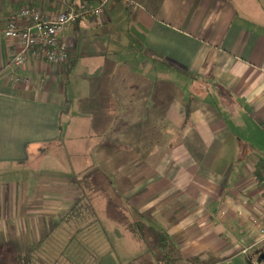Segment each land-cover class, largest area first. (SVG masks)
<instances>
[{"label":"crops","instance_id":"crops-1","mask_svg":"<svg viewBox=\"0 0 264 264\" xmlns=\"http://www.w3.org/2000/svg\"><path fill=\"white\" fill-rule=\"evenodd\" d=\"M54 5L0 0V264L26 249L30 263L73 231L97 246V206L110 194L120 207L105 232L132 237L125 218L163 230L180 257L171 264H258L264 0L109 1L66 27V65H15L8 17ZM91 173L108 193L88 192L90 205L64 220L81 198L75 180Z\"/></svg>","mask_w":264,"mask_h":264},{"label":"built area","instance_id":"built-area-1","mask_svg":"<svg viewBox=\"0 0 264 264\" xmlns=\"http://www.w3.org/2000/svg\"><path fill=\"white\" fill-rule=\"evenodd\" d=\"M54 1L52 12L38 10L32 6L20 8L6 21L4 35L19 40L20 51L13 59L15 65H21L26 58L43 61L51 65L64 66L69 62V55L74 48L65 34L70 24L80 20L97 18L103 13V4L114 0H101L100 5H93L91 0ZM28 84V80L17 78ZM261 182L264 183V159L260 162Z\"/></svg>","mask_w":264,"mask_h":264},{"label":"rangeland","instance_id":"rangeland-1","mask_svg":"<svg viewBox=\"0 0 264 264\" xmlns=\"http://www.w3.org/2000/svg\"><path fill=\"white\" fill-rule=\"evenodd\" d=\"M100 3L101 0L92 2L93 5H100ZM62 135L67 138L66 133ZM79 141L80 146L83 144L87 147V144L93 142L94 138L88 136L87 139L83 138ZM62 142L59 145H62ZM90 180L95 184L93 192H102L104 194L107 192L97 176H92ZM102 202V208L101 205L97 206L100 212V223L96 227V233L100 234V236L104 235L105 240L102 238L97 246H90L89 242H85V234L81 233L82 231H73L74 233L71 234L70 238L73 240L75 237L74 241L70 240L69 235L65 233L63 234L62 243L56 246L55 250L50 251L48 254L44 253L43 250L34 251L31 254L32 258L29 264H166L164 263L166 258L161 256L160 251L154 247V244L140 243L127 236L126 232L120 229H109L105 232L106 225L111 226L115 223V212L120 206L115 204L111 194L110 197H106ZM119 211L124 212L125 209L121 207ZM124 215H126L125 212ZM116 227L118 228V226ZM77 244L81 245L83 249L72 250V247ZM242 261L238 258L230 263L217 262L213 264H242Z\"/></svg>","mask_w":264,"mask_h":264},{"label":"trees","instance_id":"trees-1","mask_svg":"<svg viewBox=\"0 0 264 264\" xmlns=\"http://www.w3.org/2000/svg\"><path fill=\"white\" fill-rule=\"evenodd\" d=\"M162 64L166 67L168 66L170 68L177 69V71L179 72L182 71L180 67L178 68L169 62L164 61L162 62ZM187 104L188 105H187V110H186V117H188V115L191 112V107H190L189 102ZM93 175L94 173L93 174L91 173V174L86 175L81 180H78V179L75 180V183L80 189L81 198L73 206L71 211H68L65 213L64 220L67 218H73L74 216L82 214L83 208H85L86 205H90L91 201L89 202L90 198L89 196H87V193L94 191L95 184L92 180H90V178ZM122 227L125 229V231L129 232L132 238L135 239L136 241L140 243H144V244H149V243L154 244V247L158 249V251H160L161 256H164L166 258L164 263L171 264L172 262H175L176 260L180 259V257L176 255L177 249H176L175 244H173L170 241L168 234L165 231L158 230L150 225L148 226L146 223H144L141 220L134 221V220L126 219V218L122 222ZM28 253H29V249H26L24 250V252L20 253L18 255L17 262L19 264H29L26 260V258L28 257ZM260 254L261 255L258 259V264H264V249H262ZM229 257H232V255H230ZM221 261H224V260H221ZM216 262L217 261L213 259L211 261L200 263V264H213Z\"/></svg>","mask_w":264,"mask_h":264}]
</instances>
